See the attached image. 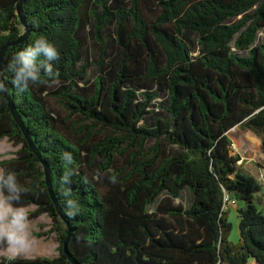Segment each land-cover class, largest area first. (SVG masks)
<instances>
[{"label":"trees","instance_id":"obj_1","mask_svg":"<svg viewBox=\"0 0 264 264\" xmlns=\"http://www.w3.org/2000/svg\"><path fill=\"white\" fill-rule=\"evenodd\" d=\"M18 3L0 0V48L27 31L6 49L0 82L50 167L65 219L0 88V139L18 146L0 167L58 242L56 256L0 254V264H71L68 229L77 264H264V213L253 179L235 172L239 160L264 170V0H23L25 26ZM40 37L60 54L59 76L22 91L9 64ZM66 189L80 205L72 218ZM183 189L187 206L174 203ZM224 193L238 204L236 243Z\"/></svg>","mask_w":264,"mask_h":264},{"label":"clouds","instance_id":"obj_2","mask_svg":"<svg viewBox=\"0 0 264 264\" xmlns=\"http://www.w3.org/2000/svg\"><path fill=\"white\" fill-rule=\"evenodd\" d=\"M59 56L56 46L47 38L36 39L13 56L9 64L13 74L12 83L24 91L31 85L47 83L48 80L56 82L59 71L54 69L52 62L58 60ZM42 76L47 79H42ZM64 159L68 165L73 163L71 153L65 152ZM71 174V170L65 173L62 178L64 183L70 184ZM100 175L97 172L94 178L98 179ZM112 182L115 183L114 177ZM27 191L14 172L0 168V246H4L12 259L30 251L35 243L28 210L20 204L22 194ZM64 195L67 198L66 215L72 218L79 213L80 205L71 198L70 189H66Z\"/></svg>","mask_w":264,"mask_h":264},{"label":"rangeland","instance_id":"obj_3","mask_svg":"<svg viewBox=\"0 0 264 264\" xmlns=\"http://www.w3.org/2000/svg\"><path fill=\"white\" fill-rule=\"evenodd\" d=\"M95 78V72L92 70V68L87 69V75H86V83H92V81ZM50 104L53 110L58 113L60 116H64L66 112L56 104V102L52 99H50ZM259 141L256 140L254 142V146L256 149L259 151ZM241 170L245 173H247L252 179H253V192H254V197H255V202L256 205L258 206L259 209H261L264 213V170L258 166H256L253 162L251 161H243L241 162L240 160L237 161L235 165V172ZM190 202V194L188 190L183 189L180 198H177L174 200V203H179L182 206H187ZM238 204L235 206H229L227 211V220L231 224V230L229 234V240L233 243L238 242L239 240V232H238V217H237V212H236V207ZM153 207V206H152ZM27 210L29 211L32 209V206L26 207ZM47 217V216H46ZM47 219V218H46ZM50 221L49 217L47 219ZM50 223V222H49ZM31 227L33 228V221H31ZM33 234V233H32ZM50 234V233H49ZM36 235V234H35ZM37 239H40V236L36 235ZM55 233L52 235V239L49 240V242H42L39 240H36L33 247L31 248L30 251H28L25 254L20 255L21 257L28 256V257H33V256H45V257H53L57 255V242L55 238ZM35 240V238H34ZM18 257V256H17ZM247 264H256L253 260H249Z\"/></svg>","mask_w":264,"mask_h":264},{"label":"water","instance_id":"obj_4","mask_svg":"<svg viewBox=\"0 0 264 264\" xmlns=\"http://www.w3.org/2000/svg\"><path fill=\"white\" fill-rule=\"evenodd\" d=\"M22 4H23V0H19V3L17 5V15H18L20 21L25 26L26 21H25V15L23 13ZM26 36H27V31L23 35H21L18 39H16L15 41L8 42V43L4 44L0 48V65H1V62H2V59L4 57L6 49L9 46H13V45H16L18 43H22L26 39ZM0 88L2 90V93L4 94V97H5L6 101H7V106L9 108V110H10V113H11L15 123L18 125V127L22 131V133L24 135V138H25L27 144L29 145V147L31 148L32 152L38 157V159L40 160L41 164L43 165L44 175H45V184H46V187H47L48 194H49L51 200L53 201V203L55 205L56 211L59 214V216L61 217V219H65L64 212H63L61 206L58 204L57 199L55 197V193H54L53 188H52L50 167L41 158V153H40L39 149L34 144L32 138H31V135L29 134L24 122L21 119L20 114L18 113L16 107L14 106V104L11 101L8 89L1 82H0ZM242 180H243V178H242ZM67 226L69 228L68 224H67ZM68 236H69V229H68V232H67V237L62 242V251L66 255V257L68 258V260L71 262V264H77V261L73 258V256L71 255V253L69 252V250L67 248Z\"/></svg>","mask_w":264,"mask_h":264},{"label":"crops","instance_id":"obj_5","mask_svg":"<svg viewBox=\"0 0 264 264\" xmlns=\"http://www.w3.org/2000/svg\"><path fill=\"white\" fill-rule=\"evenodd\" d=\"M17 148H18V146L13 145L5 137L1 138L0 139V161L3 160V159H8V158L13 157L14 156V152L17 150ZM33 208L34 207L32 206V209ZM32 209H30L29 211H31ZM46 216H47L46 214H42V215H39L37 217L30 218V221H33V228L31 227V230H32V233H33L32 237L35 238L34 241L39 240V241L47 243V242H49L50 239H52L53 233L51 232L49 234V232H48L49 222L50 221L47 220L48 216L47 217ZM35 234L38 235V236L40 235V239H37V236ZM55 238H56V236H55ZM56 242H57V238H56ZM0 254L6 255V256L9 257V254L7 253L5 248L0 250ZM18 257H21V256L19 255ZM22 258H30V257L24 256Z\"/></svg>","mask_w":264,"mask_h":264},{"label":"built area","instance_id":"obj_6","mask_svg":"<svg viewBox=\"0 0 264 264\" xmlns=\"http://www.w3.org/2000/svg\"><path fill=\"white\" fill-rule=\"evenodd\" d=\"M222 209L224 211H226L228 209L229 206H235L237 204L236 199H234L233 197H231L229 194L224 193L223 194V198H222Z\"/></svg>","mask_w":264,"mask_h":264}]
</instances>
